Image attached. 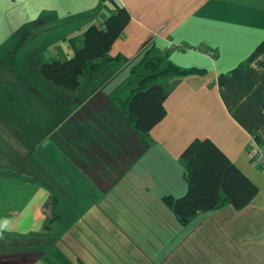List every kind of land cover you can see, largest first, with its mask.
Here are the masks:
<instances>
[{"label": "crops", "instance_id": "obj_1", "mask_svg": "<svg viewBox=\"0 0 264 264\" xmlns=\"http://www.w3.org/2000/svg\"><path fill=\"white\" fill-rule=\"evenodd\" d=\"M119 6L130 18L107 52L120 57L114 66L85 73L74 92L42 78L43 62L67 59L82 46L84 29L102 26ZM263 37L264 0H0V255L42 238L85 264L69 248L64 194L84 193L88 208L99 202L95 191L149 165V173L139 171L146 183L180 195L179 154L208 137L258 192L241 209L225 203L197 213L180 237L181 264H264V170L249 152L252 136L264 143V51L249 59ZM150 45L181 68L203 71L164 82L165 116L142 137L109 93ZM51 193L62 204L52 233L43 209Z\"/></svg>", "mask_w": 264, "mask_h": 264}, {"label": "trees", "instance_id": "obj_2", "mask_svg": "<svg viewBox=\"0 0 264 264\" xmlns=\"http://www.w3.org/2000/svg\"><path fill=\"white\" fill-rule=\"evenodd\" d=\"M129 18L126 8L119 6L103 19L102 26L89 24L83 32L82 46L71 56L41 64L42 78L74 92L80 88L81 76L85 73L96 77L103 69L114 66L120 57H110L107 52L122 34ZM263 51L264 37L254 47L249 59ZM202 71L197 67L181 68L158 56L154 46L150 45L131 63L128 75L111 90L109 97L124 112L131 129L145 137L165 116L164 102L168 90L164 82ZM254 137L262 141L257 135ZM179 160L185 190L178 196L166 194L162 198L182 226L187 225L197 213L214 210L225 203L241 209L258 192L257 184L208 137L192 139L180 152ZM61 205L58 194L51 193L43 205V209L50 212L47 221L52 222L59 217ZM44 228L49 226L44 225ZM39 258L44 264H73L56 246L40 254Z\"/></svg>", "mask_w": 264, "mask_h": 264}, {"label": "rangeland", "instance_id": "obj_3", "mask_svg": "<svg viewBox=\"0 0 264 264\" xmlns=\"http://www.w3.org/2000/svg\"><path fill=\"white\" fill-rule=\"evenodd\" d=\"M124 76L125 71L116 79ZM142 166L132 167L126 176L107 189L95 191L92 199H99V202L88 208L82 203L84 193L64 194L68 201L62 209V220L71 219L74 230L69 248L85 264H181L184 260L180 251L184 238L180 237L191 231L193 224L186 228L181 225L163 201L166 194L146 183L145 176L141 175L143 172H139L146 169L149 173V165ZM76 202L81 204L78 206ZM47 215L50 217L49 209ZM47 223L52 233L54 221ZM177 235L171 243V238ZM44 242L45 239L38 238L29 248L19 249V253L0 255V264H44L39 255L52 246ZM173 251L176 252L173 254Z\"/></svg>", "mask_w": 264, "mask_h": 264}, {"label": "built area", "instance_id": "obj_4", "mask_svg": "<svg viewBox=\"0 0 264 264\" xmlns=\"http://www.w3.org/2000/svg\"><path fill=\"white\" fill-rule=\"evenodd\" d=\"M212 57V53H207ZM249 152L251 153L257 165L264 170V143L259 141L256 137L252 136L250 141Z\"/></svg>", "mask_w": 264, "mask_h": 264}]
</instances>
